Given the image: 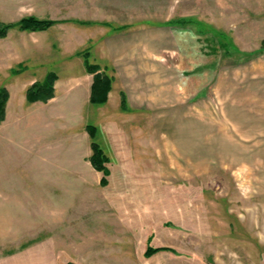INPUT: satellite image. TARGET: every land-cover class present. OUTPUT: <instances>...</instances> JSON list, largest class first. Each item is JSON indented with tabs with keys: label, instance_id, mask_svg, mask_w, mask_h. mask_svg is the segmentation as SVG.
<instances>
[{
	"label": "rangeland",
	"instance_id": "rangeland-1",
	"mask_svg": "<svg viewBox=\"0 0 264 264\" xmlns=\"http://www.w3.org/2000/svg\"><path fill=\"white\" fill-rule=\"evenodd\" d=\"M28 16L135 22L113 36L135 33L145 93L123 111L89 101L92 74L69 79L102 27L0 38V264H264V0H0V21ZM173 16L223 35L165 27ZM49 71L57 97L25 105ZM88 124L110 158L106 185ZM148 246L170 249L145 257Z\"/></svg>",
	"mask_w": 264,
	"mask_h": 264
},
{
	"label": "trees",
	"instance_id": "trees-1",
	"mask_svg": "<svg viewBox=\"0 0 264 264\" xmlns=\"http://www.w3.org/2000/svg\"><path fill=\"white\" fill-rule=\"evenodd\" d=\"M77 22L81 25L99 23L103 25H110L107 22H93V21H83V20H71V19H42L37 16L23 17L20 20L13 23H5L0 21V38L7 36L8 32L12 29H18L21 31H46L57 24L66 22ZM171 24L172 26L187 27L188 25L196 26L201 24L195 18L182 17L173 19L166 24ZM126 26L115 27V30H122ZM203 34H208V31L204 28L198 29ZM214 37H219L223 35V32L217 31L216 29L212 31ZM262 50V49H261ZM264 50V49H263ZM240 53V52H239ZM258 52L244 53L245 55L257 54ZM80 54L84 57L85 68L89 74L93 75V83L91 86L90 102L93 104H105L109 99V94L113 88V83L115 81L114 75L108 73L106 68H103L98 62L90 61V51L85 49ZM21 69L16 72L21 71ZM59 79V76L54 71H49L41 80H37L32 83L26 90V99L29 103H34L37 101L47 102L55 96V83ZM10 98V92L6 87H0V124L5 120L6 117V105ZM121 107L124 110H129L128 99L124 92H122ZM89 132L90 138L92 140L91 146L93 153L90 157L92 165L99 170L102 176V184L106 185L108 183V176L111 174L110 168L108 166L110 162L109 156L105 153L101 144L97 141L98 128L93 124H88L86 126ZM165 249H170L168 247H154L148 246L144 252L145 257H151L157 252Z\"/></svg>",
	"mask_w": 264,
	"mask_h": 264
},
{
	"label": "crops",
	"instance_id": "crops-1",
	"mask_svg": "<svg viewBox=\"0 0 264 264\" xmlns=\"http://www.w3.org/2000/svg\"><path fill=\"white\" fill-rule=\"evenodd\" d=\"M101 0H93V4L98 5L100 3ZM107 1V0H106ZM131 1V0H128ZM119 3L117 4V6L114 8H111V12H118L117 10L120 9L122 10L124 7L122 6H118ZM182 17H190V18H195L198 22H201V24L196 25L195 28L196 29H200V28H204V29H211V31H208V34L212 35V31L215 30L214 26L203 20V19H199L196 16H173L167 20H165L164 22H169L173 19H177V18H182ZM67 19H71V20H83V21H93V22H107L110 25H103V24H99V23H93V24H87V25H81L77 22H66L65 24H71L73 26H75L77 29L80 30H86L91 28L92 26H98V27H102L105 29V35L104 36H98V38H89L87 40V46H85L84 48H77L74 52V58L77 56L78 58L76 59L77 61L73 64V68L70 69V75H69V79L70 78H82L83 76L89 75V73L86 71L85 68V62H84V57L80 54V52H82L85 49H89L91 47L92 53V58H94V60L96 62H98L99 64H101V66L103 68H106V71L112 75H114L115 77V81L113 83V88L109 94V99L108 101L103 104V106H107L109 107V105L111 106V104H113L114 107H119L122 109L121 107V100H122V92H124L127 96L128 99V105L130 107L129 110H124L123 111H130L131 109H137L135 106H133L134 104V96L133 94H135V90L137 89H141V93L144 92L143 88L144 86H137V81L135 78H138L141 76L140 71L138 70L139 68H134V59L131 58L132 54H131V47L132 44L131 42H133V36L132 34H135L133 31L128 32L127 35L122 34L119 37H114L113 35H115L114 33H116L117 30H115L114 28L117 26H126L125 28H123L122 30L127 31L130 29V27L132 28V26L134 25L133 23L135 22H131V23H125V24H118L117 21H113V20H109L107 18L103 19V20H99V19H90V18H80V17H69ZM147 22L150 21L152 23H156V21H151V20H146ZM139 22V21H138ZM165 27H169V28H173V26L171 24H165ZM133 32V33H132ZM123 33L120 32V34ZM115 38V39H113ZM98 41V42H97ZM98 45H100V48H98ZM90 50V49H89ZM104 54V56H103ZM133 57V56H132ZM131 58V59H129ZM137 59V58H136ZM140 59H137V61H139ZM115 62L117 65L118 70H121V72L119 71V78L116 77V75L114 73H112L113 68H115L113 66V64L110 62ZM124 61H128L129 66L125 68V65L122 63ZM120 63H122V67L120 66ZM81 64V65H80ZM47 73V72H46ZM45 73V75H46ZM44 75V76H45ZM93 76V75H92ZM42 79V78H41ZM39 79V80H41ZM36 80V79H35ZM35 80L33 79L28 85H26V89L35 82ZM58 82V80H57ZM56 82V83H57ZM86 81H83V84ZM55 83V96L53 98H51L50 100H53L57 97L56 93H57V88L58 86H56ZM77 83V82H76ZM75 83V87H79L80 88V84H76ZM93 83V78H92V82H90V94H89V101H90V95H91V86ZM82 84V85H83ZM85 85V84H84ZM148 87V86H147ZM146 87V88H147ZM145 93V92H144ZM26 98V97H25ZM115 102L117 100V104L112 103V101ZM145 99L148 101V96H145ZM39 102H43V101H39ZM39 102H35L32 103L31 105L37 104ZM48 102V101H47ZM29 102L26 99L25 105H27ZM44 103V102H43ZM109 103V105H108ZM111 103V104H110ZM118 105V106H116ZM133 107H132V106ZM102 106V107H103ZM8 118V116H6Z\"/></svg>",
	"mask_w": 264,
	"mask_h": 264
}]
</instances>
